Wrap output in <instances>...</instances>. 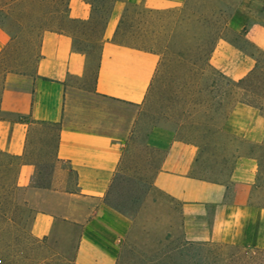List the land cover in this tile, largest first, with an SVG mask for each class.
Wrapping results in <instances>:
<instances>
[{
	"label": "rangeland",
	"instance_id": "374dc122",
	"mask_svg": "<svg viewBox=\"0 0 264 264\" xmlns=\"http://www.w3.org/2000/svg\"><path fill=\"white\" fill-rule=\"evenodd\" d=\"M50 1L0 0V30L7 36L0 50V94L6 73L29 75L33 71L41 38L37 27L51 9ZM110 1L105 0L104 5ZM142 1L128 0L115 36L117 43L157 56L150 88L138 106L103 99L89 90L104 13L93 14L83 25L64 23L74 31L73 48L84 51L87 64L85 84L72 89L68 97L67 119L73 125L87 120L93 123L92 129L106 131L124 144L120 173L108 198L123 209H139L154 175L162 169L167 147L183 140L199 146L195 175L227 184V198L234 181L250 183L249 205L253 210L264 209V138L248 143L225 126L232 107L246 105L250 111L238 114V125L245 131L251 122L254 134L264 136V54L244 36L243 16L231 19L238 1L183 0L180 8L161 10H149ZM220 40L256 59L255 72L244 83L227 78L211 64ZM57 130L56 126H38L31 136L29 159L38 166L42 186L49 181ZM6 162L0 157V163ZM10 162V172L17 173V161ZM68 180L73 181L71 173ZM25 196L18 190L14 200L9 198L0 206V264H71L75 230L55 224L40 238L9 222L10 217L25 218L13 216L9 202L21 204ZM178 217L177 205L169 204L161 193H153L117 264H264V247L186 240L179 231ZM169 221L173 228L167 234ZM250 231L255 243L254 224Z\"/></svg>",
	"mask_w": 264,
	"mask_h": 264
},
{
	"label": "crops",
	"instance_id": "0c3cea01",
	"mask_svg": "<svg viewBox=\"0 0 264 264\" xmlns=\"http://www.w3.org/2000/svg\"><path fill=\"white\" fill-rule=\"evenodd\" d=\"M237 1L231 19L243 16L244 36L255 50L264 54V0ZM127 2L116 0L112 4L101 33L89 90L103 99L138 106L150 88L157 56L115 42ZM142 3L149 10H161L180 8L183 0ZM67 5L70 21L91 20L92 8L86 0H68ZM6 42L7 36L0 30V50ZM211 64L237 83H244L256 69L255 58L226 40L216 44ZM261 74L264 75V67ZM86 78V57L73 48L69 29L42 34L31 74L8 72L4 76L0 94V153L17 161V186L27 194L26 205L35 211L32 232L37 237H46L55 224H62L76 231L69 263L117 264L123 245L139 223L142 211L149 206L151 195L158 192L169 199V204L177 205L179 231L186 240L264 247V209L253 210L249 205L251 184L234 181L232 195L227 198V184L205 181L194 174L199 146L188 141L177 140L167 147L162 169L154 175L139 209L119 212L111 208L106 198L120 173L124 144L106 131L92 129L93 123L87 120L80 119L73 125L67 119L70 92L84 85ZM247 111L249 106L235 104L225 126L245 142H260L264 136L254 134L253 123L243 131L236 121L238 114ZM43 125L58 128L46 186L39 184L38 166L29 159L32 133L35 127ZM69 173L73 175L72 182L68 180ZM169 223L167 234L173 228V222ZM253 224L257 230L255 243L250 231Z\"/></svg>",
	"mask_w": 264,
	"mask_h": 264
},
{
	"label": "trees",
	"instance_id": "16d2710c",
	"mask_svg": "<svg viewBox=\"0 0 264 264\" xmlns=\"http://www.w3.org/2000/svg\"><path fill=\"white\" fill-rule=\"evenodd\" d=\"M86 1L90 4L92 8V16L93 14L98 13L99 11L101 13H104L105 17L101 27V33H102L106 23V19L110 13L112 4L116 0H111L108 6L104 5L105 0H99L97 5L95 4V0H86ZM50 2L52 4L51 9L46 11V14L43 16V19L40 20L39 26L37 27V29L40 31L41 36L43 33L48 31H65L66 30V27L64 26L65 22L70 24H79V25L84 24L76 21H70L67 18L68 0H51ZM71 34L73 35L74 31H71ZM75 50L84 54L83 50H80L78 48H75ZM220 76L224 78L222 75ZM0 157H3L7 160L6 163H0V206H2L4 203H7V199L10 198L14 200L15 193L18 190H23V189L17 186V182H16L17 173L12 174L10 172V167L12 166V163L10 162L11 158L1 153H0ZM9 202H10V212L11 214H13V216L16 214L25 216L23 220L22 219L16 220L14 217H10L8 218L9 222H11V224L15 226H18L22 231H26L28 234H30L33 230L35 211L26 205L24 199L22 200L21 204L11 201ZM106 202L111 208L119 212L133 209L131 207H127L123 209L117 206L116 204H114L108 197L106 198Z\"/></svg>",
	"mask_w": 264,
	"mask_h": 264
}]
</instances>
